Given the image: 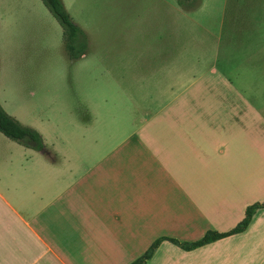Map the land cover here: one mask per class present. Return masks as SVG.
I'll use <instances>...</instances> for the list:
<instances>
[{
	"label": "crops",
	"instance_id": "crops-1",
	"mask_svg": "<svg viewBox=\"0 0 264 264\" xmlns=\"http://www.w3.org/2000/svg\"><path fill=\"white\" fill-rule=\"evenodd\" d=\"M174 2L185 14L201 3L184 10ZM33 3L2 0L0 15L26 18ZM173 10L160 0L133 12L123 35L109 9L92 28L87 15L85 28L71 19L80 33L76 57L63 35L70 63L111 50L96 77L123 83L114 97L133 104L109 105L100 118L80 107L69 134L54 124L50 144L45 128L28 126L43 151L0 133V264H133L157 241L144 264H264V208L243 232L190 251L171 242L229 232L247 207L264 203V40L221 69L222 39L232 50L248 46L244 13L206 47L196 29L182 43ZM92 65H82L86 81Z\"/></svg>",
	"mask_w": 264,
	"mask_h": 264
},
{
	"label": "rangeland",
	"instance_id": "rangeland-1",
	"mask_svg": "<svg viewBox=\"0 0 264 264\" xmlns=\"http://www.w3.org/2000/svg\"><path fill=\"white\" fill-rule=\"evenodd\" d=\"M33 1L35 3L31 4L26 18L21 14L15 17L0 15V105L21 125L45 128L43 134L50 144V139L55 135L54 124H62L64 131L69 134L67 119L73 114L77 116L76 112L80 107H88L100 118L104 117L109 105L131 106L133 102L126 99L121 104L120 99L114 97V93L124 90L123 83L116 79L113 81L106 77H96L102 75L103 69L98 61H102L111 50L99 47L101 52H92L84 61L71 64L64 49L61 25L41 0ZM158 1L160 0H62L72 21L83 28L86 15L92 28V19L95 26L100 25L104 9L118 13L119 20H123L121 27L117 25L120 34L122 30L131 28L134 22L131 18L133 12L153 9ZM163 1L174 7L176 33L185 32V35L180 33L182 37L184 35L182 43L187 40L188 35H193L191 29H196L194 36H200V41L208 45L206 47L215 44L216 37H227L230 28L228 24L235 20L233 17L244 13L247 25L238 26L249 28L247 40L242 39L248 46L244 50H232L229 49L230 44L225 43L226 38L222 39L224 44L221 46L222 57H219L218 68H228L229 60L244 59L252 46L257 47L264 40V0H201L200 6L189 14L180 11L174 0ZM231 27L235 26L232 24ZM95 32L102 34V29L95 27ZM242 36L244 34L240 32L237 34L238 38ZM100 37L102 38L101 35ZM176 37L178 38V34ZM114 40H117L116 37L107 42L111 44ZM96 52L100 54L96 55ZM114 59L118 60L119 56H114ZM87 63L93 64L91 74L94 80L86 81L82 65ZM125 84L127 90H134L129 86L137 85Z\"/></svg>",
	"mask_w": 264,
	"mask_h": 264
},
{
	"label": "trees",
	"instance_id": "trees-1",
	"mask_svg": "<svg viewBox=\"0 0 264 264\" xmlns=\"http://www.w3.org/2000/svg\"><path fill=\"white\" fill-rule=\"evenodd\" d=\"M179 7L184 10L195 9L200 0H175ZM45 7L49 10L52 16L59 22L63 28V35L65 40V46L67 52L71 57H76L74 54L76 50L74 43L76 42V37L80 33L79 28L71 21L68 13L65 11L61 0H42ZM80 53L84 51L85 45H81ZM79 53V54H80ZM0 133L5 137L23 145L26 148L33 149L35 151H43L44 144L40 135L29 127H25L18 123L15 119L9 116L0 105ZM264 208V203H256L252 206L247 207L245 210L244 219L231 231L226 233L218 232H207L200 240L196 242H179L176 240H171V242L182 250L190 251L198 247L204 246L208 243L214 242L216 240L228 237L233 234L243 232L249 225L251 218L257 209ZM160 241L154 243L146 254L139 260L135 261L133 264H144L151 256L156 248L159 246Z\"/></svg>",
	"mask_w": 264,
	"mask_h": 264
}]
</instances>
